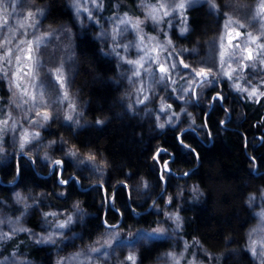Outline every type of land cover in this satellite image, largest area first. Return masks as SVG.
<instances>
[{
  "label": "trees",
  "instance_id": "trees-1",
  "mask_svg": "<svg viewBox=\"0 0 264 264\" xmlns=\"http://www.w3.org/2000/svg\"><path fill=\"white\" fill-rule=\"evenodd\" d=\"M29 1L34 10L44 11L43 22L49 28H65L72 34L75 71L71 88L85 125L76 128L54 117L41 128L40 134L44 141L56 142L52 143L54 149L48 151L54 158L65 160L64 178L70 179L75 174L80 181L60 184L59 175L50 164L32 153L11 150L6 142L3 145L6 151L0 152V212L19 216L22 209L16 194L20 193L34 204L31 215L24 222L25 228L39 232L42 225L57 217H45V212L68 210L66 216L59 218L73 216L75 211L71 206L79 201L83 216L79 215L77 224L69 221L65 232L68 231L70 239L63 245V251L72 253L95 244L102 233L110 230L105 219L119 230L134 232L154 229L166 213L173 210L179 212L183 220L176 235L179 247L188 243L183 264H188L192 254L203 264H256L247 247L250 228L256 221V208L249 205L248 200L251 193L264 195V162L254 172L250 155L264 161V141L260 139L264 137V98L250 100L225 90L224 86L225 100L216 103L209 97L219 90L210 89L202 95L199 105L189 108L191 116L180 122L181 126L157 127L156 135L150 137L146 119L133 116L126 107L120 66L112 57L110 47L100 42L98 25L86 18H77L69 0ZM106 1V11L113 9V0ZM226 1L215 0L219 7L214 12L203 3L186 9L179 28L170 30L169 37L174 44L193 50L214 38L218 30L214 18H222ZM182 27H187V32L181 33ZM162 32L158 39L163 36ZM8 97L6 82L0 79V99ZM174 105L178 110L179 105L176 102ZM97 119L104 123L97 124ZM205 122L212 129L211 135L202 127ZM175 128L186 130L187 142L200 152L199 158L185 155L188 150L177 147ZM62 140L66 143L62 144ZM72 145L78 151L75 158L63 154ZM157 148L168 149L162 153L165 159L170 153H179L175 163H170L173 170L167 174V183L159 181L153 159ZM90 151L96 154V163L100 165H96L100 169L99 176L85 163L81 164ZM104 159L108 161L107 166L101 163ZM184 172L189 175L184 176ZM124 180H127V188L117 183ZM144 180L149 182L148 188L143 187ZM193 185L202 192H192ZM105 187L109 193L112 188L116 189L115 204L106 199ZM181 191L182 196L179 195ZM64 192L67 194L61 195ZM168 196L173 198L172 204L167 202ZM37 200L38 204L34 202ZM153 200L159 207L153 206ZM165 222L171 227L168 220ZM8 225L6 221L0 224V230H9ZM168 244L165 241L146 242L136 251V264H155L158 253ZM4 246L6 254L17 252L31 264H57L56 248L50 243H34L28 232L15 233Z\"/></svg>",
  "mask_w": 264,
  "mask_h": 264
},
{
  "label": "rangeland",
  "instance_id": "rangeland-1",
  "mask_svg": "<svg viewBox=\"0 0 264 264\" xmlns=\"http://www.w3.org/2000/svg\"><path fill=\"white\" fill-rule=\"evenodd\" d=\"M69 2L72 10L76 13L77 18H86L90 22L94 21L93 23L98 25L100 31L98 37L100 42H102L103 46L110 47L112 57L120 66V74L124 90L123 96L125 98L126 107H128V110L133 116L146 119L150 137L156 135L158 131L156 125V113L160 110L162 102L170 103L177 113H181L179 117H173V119H179L180 122H182L185 118L189 117L185 116L182 110L186 109L188 112L190 107H195V105H199L201 103V99L199 102L196 101L194 92H200L202 95H205L206 91L218 88V90L225 96L222 91L225 86V90H230L241 97H246L250 100H259L261 98L259 96L254 98L242 91L245 86L250 88L252 86H258L264 90V85L260 84V81L264 80V63H258V61L264 60V48L259 47L260 43L264 42V35L261 36V40L257 41H251L246 35L249 31L252 32L253 35L264 33V27H262L264 26V15L256 16V18L253 19V15L260 11L258 8L260 0H257L255 3H245L239 0L226 1L222 18H214L218 26V30L214 35V38L204 43V45L200 44L193 48V50L187 49V51H184L185 47L183 46H176L173 41L172 43L175 47H169L166 39V37L170 36L171 29L179 28L178 23L180 20L184 19L183 14H173L170 17H164V21L159 24L154 23L150 18H147L148 10L146 6L150 4H157L158 0H113V9L108 8V11H106L105 8L107 5L106 0H99L100 4L103 5L102 9H98L93 0H80V4L83 5V7H81L79 11H77V8L73 6L74 0H69ZM167 2L171 4L174 3L175 0H167ZM202 3L208 6L210 12H214V10L210 7L211 0H187L186 9L202 5ZM89 10L93 13L92 17L88 16ZM28 11L32 12V17L25 22V17L27 16ZM107 12H109V14H106ZM125 13H128L127 17L124 15ZM0 16H7V24L11 25L14 30H18L15 32L16 39H14L11 44V47L14 49V55H20L19 52L15 51L16 44L20 39L34 41V51L32 54L33 67L27 68L24 64L20 65L24 69L21 73L22 79L19 80L20 88L16 87L17 78L14 73L17 71V67L15 59H13V62L8 65L5 64L4 60H0V68H3L4 71L8 73L7 77H5L3 73H0V79L6 82V89L9 92V97L6 98V100L0 99V119H7V125L3 126L4 131L3 133H0V140L4 142L3 145L8 142V146L11 150L18 149L22 153H32V155L37 156L38 158L41 157L43 162L48 163L53 167L51 159L57 158L50 155L48 150H53L54 145L49 141H44L43 136L40 134L41 128L44 127L46 123L50 122H42L39 118H36L33 122V118H35V114L40 111L41 108L46 107L51 111L53 118L59 117L62 120L67 121L65 117L67 114L71 113L73 115V121L67 122L72 123L76 128L85 125L82 118V110L79 109L77 99H75V95L72 93L71 88L72 74L75 71V66L73 65L74 43L72 40V34L65 28H61L59 30H52L49 28L45 22H43L44 11L43 15H41L36 9L34 10L29 0H0ZM129 17H140V19L144 21V23L140 25L139 31V35L144 37L143 41H141L138 36L134 35V32L130 30V25H127L129 30L125 31L126 25L119 23L120 20L127 21ZM229 17H234L235 19H230ZM97 20L99 23H96ZM169 20L171 22L170 26L165 23ZM236 20H240L242 23L237 24ZM22 23L24 24L23 28L20 27V24ZM114 28L119 29L118 36L112 34V30ZM233 28H238L242 35L236 36L231 43H228L229 37L234 35L231 31ZM102 32L105 33L104 36L100 35ZM160 32L163 33V36L158 39ZM43 33H50V35L45 36L42 35ZM11 35H13V33L9 32L7 27H5L3 30H0V41ZM153 36L157 39L153 40ZM37 37H39V39H37ZM114 41L116 44L121 45V47L116 48L115 51H113ZM132 41L135 42V47H133ZM124 44H127L128 47H123ZM158 44H164L165 47L168 48V52L172 53L171 56H168L167 53L161 50L162 60L165 57H167L168 60L176 59V54L179 53L193 64H200L203 61L208 65H212L213 63L219 65L222 59L224 62V68L220 70L218 79L216 78V75L213 74L212 78L215 80L214 83L192 84L191 81L194 77L184 71L177 74V70L173 69L171 80H168L163 76V74L156 75L158 69L154 59L149 60L148 57H145V66L143 69H137V66L127 64L122 59V57L125 56L129 59H139L140 56L144 55L145 51H150L153 45ZM248 46L255 49L256 60L247 61L249 64L247 71H235L231 80L228 79L223 75V72L227 71L229 65L233 68L237 67L236 61L242 60L246 56L244 49ZM4 51L5 48L3 44H0V54ZM117 52L120 55H116ZM221 52L225 53L223 57L220 56ZM150 55L155 57L156 54L150 53ZM24 61H27L26 56L24 57ZM254 64L256 65L255 67L253 66ZM240 67L242 69V65ZM57 68L61 69L59 75L66 77L67 89H65L64 86H61L56 80L57 73L54 70ZM135 70H139L143 75H133ZM150 73L152 75H150ZM195 79L197 81L200 80L199 77H195ZM234 82L240 83V91L233 86ZM9 84L12 85L11 88L9 87ZM141 86L143 87V90L137 91L141 88ZM21 88L28 89L29 91H35L37 97L36 101H33L31 96L22 93L20 90ZM189 88L191 90H188ZM65 90L69 92V96L67 98L60 99L59 97H63ZM41 92L44 94V100L47 101L46 104L41 100ZM146 95L149 97L148 101L143 104L136 102L138 99H143ZM24 101H27V103H24ZM175 102L179 105L178 110L176 105H174ZM73 103L76 105L75 109L69 107V105ZM17 105H19V107ZM129 106H131V108ZM132 109H135V111ZM8 112H11L10 119L7 118L6 115ZM165 115L167 114L160 116L161 122L164 121ZM76 120L79 121V124L75 123ZM14 123L16 127L13 130L12 125ZM169 126L174 127L173 125ZM178 126H181V124ZM24 129H28L29 133L33 135V140L32 143L27 145L22 151L19 147V140L22 137ZM35 132H39V136H35ZM62 148L63 146H61V149ZM45 153H47L48 157H51V159H46L44 155ZM96 162L97 161L95 160L90 163L88 161H84L83 163H85L84 165H87V168H90L96 175L99 176L100 169L98 167L100 165ZM76 163L79 164L78 161ZM18 202L21 204L20 208L22 209L21 212L24 213L23 215L20 214L17 217H11L0 212V218L4 219L6 223L9 217L13 220V222L19 218L20 222L17 227L25 228L24 222L31 215L30 209L33 208L32 206L34 204L26 201L24 197H22V199ZM25 204L29 205L26 210ZM75 205L76 204L71 206L75 211L72 212V217L74 223L77 224L80 222L79 215L82 217L83 214L81 213L82 209L80 205L79 209H77ZM251 206L256 208V221L250 228L249 233L251 232V229L257 228L261 225V218L258 213L261 209H264V195H256V199ZM172 211L173 210H169L168 212ZM67 213H69L68 210L58 212L55 220L46 219L49 220V223H46V221V224L44 223L45 225H42L41 231L33 232L37 237H39L40 233H44L45 236L56 231L63 233L62 236L53 237L56 241L55 243L42 242L45 244L50 243L56 248V263L58 260H63L64 264H131L126 259L129 252L136 255V251L140 246H145L146 242L154 243L157 241H165L169 244L158 253L155 259L156 261H154L155 264H172L170 258L166 255V253L172 251H175L178 254L183 253V258L180 264H183L185 261V246L179 247V239L176 237L178 233V228L174 226L176 225V221L169 219L166 215L164 216V220L159 221L154 229L164 227L167 229V232L163 234H156L153 239H145L135 245L127 244L123 247L117 246V244L114 243L112 247H108L106 241L109 235L116 232L115 229H110L102 233L96 240L95 244H91L90 246H87V248L84 247L80 248V250L73 251V254L70 251L67 253L63 251L64 243L70 239L69 236L67 237L68 231L65 232L67 227L63 229L58 227L59 221L62 220L59 217L66 216ZM63 219H67V217H64ZM165 220H168L171 227L165 222ZM6 228L9 230L5 232L12 230L11 225L6 226ZM154 229L137 230L134 232L119 230V232L113 236V240L114 242L119 241L121 238L130 240L136 237L139 233H151ZM253 235L256 238H259L261 235H264V233H260L258 231ZM31 237L34 243L37 242L36 239L33 238V235H31ZM5 243H7V241H0V264H12V261L16 257H19L16 264H31L30 261L17 252L6 254V246H4ZM91 248H98L100 251L92 252ZM105 252L106 254H102ZM78 253L80 255H77ZM13 254H15V256H13ZM253 257H255L256 264H260L259 258L257 256ZM197 264H200V261L197 260Z\"/></svg>",
  "mask_w": 264,
  "mask_h": 264
},
{
  "label": "snow or ice",
  "instance_id": "snow-or-ice-1",
  "mask_svg": "<svg viewBox=\"0 0 264 264\" xmlns=\"http://www.w3.org/2000/svg\"><path fill=\"white\" fill-rule=\"evenodd\" d=\"M93 2L96 4L98 9H102L103 5L100 4L99 0H93ZM74 7L77 8V11H79V9L81 7H83V5L80 4V0H74ZM210 7L213 10H216L219 6L215 3V0H211L210 3ZM147 10H148V17L150 18L154 23L159 24L160 22L164 21V17H170L173 14H177V15H182L184 10H186L187 8V0H175L174 3L169 4L167 2V0H158L157 4H150L146 6ZM259 8V12L255 13L253 15V19L256 18V16L259 15H264V0H260V3L258 5ZM171 9V10H170ZM37 11L43 15V10L42 9H37ZM162 13V14H161ZM126 17L128 16V13L124 14ZM88 16L92 17L93 13L89 10L88 11ZM32 17V12L28 11L27 16L25 17V22H27L30 18ZM230 19H235L234 17H229ZM96 23H99V21L97 20ZM120 24H125L126 28L125 31H128L129 29L127 28V25H130L131 28L130 30H132L134 32L135 36H138L139 39L141 41H143L144 37L142 35H139V31H140V25L142 23H144L143 20L140 19V17H135V18H131L129 17L127 19V21L125 20H120L119 21ZM170 26V20L165 22ZM237 24H241L242 21L240 20H236ZM5 27H7L8 31L13 33V35L11 36H7L5 37L2 41H0V44H3L5 51L0 54V60H4L5 64H11L13 62V59H15L16 61V67H17V71L14 73V75L16 76L17 80H16V87L20 88V84H19V80L22 79L21 77V73L23 72V68L20 66L21 64H24L25 67L27 68H32L33 67V51H34V41H28L27 39H20L19 42L16 44V48L15 51L19 52L20 55H14V49L11 47L12 41L14 39H16V35L15 32L18 30H14L11 25L7 24V16H0V30H3ZM20 27L23 28L24 24H20ZM264 27V26H262ZM234 35L229 37V41L228 43H231L232 40L239 35H242V33L240 32V30L238 28H233L231 30ZM181 33H185L187 32V27H182L180 29ZM112 34L118 36L119 35V29L118 28H114L112 30ZM42 35H50V33H43ZM101 36H104L105 33H101ZM246 35L250 38L251 41H257V40H261V36L264 35V33L258 34V35H253L252 32H247ZM37 39H39V37H37ZM153 40H156L157 38L155 36L152 37ZM167 39V44L169 47H175V45L172 43V39L171 37H166ZM133 47H135V42L132 41ZM121 47L120 44H116L115 41L113 42V51H115L116 48ZM123 47L127 48L128 45L124 44ZM260 48H264V42L260 43L259 45ZM161 50H163L165 53H167L168 56H171L172 53L168 52V48L165 47L164 44H158V45H153L150 49V51H145L144 55L140 56L139 59H129L127 56L122 57V59L130 65H134L137 66V69H143L145 66V57H148L149 60L154 59L155 64L157 65V73L156 75H160L163 74L164 77H166L168 80H171L172 78V70L176 69L177 70V74H179L180 72L184 71L187 74L192 75L194 78L191 81L192 84H207V83H214L215 80L212 78L213 74L216 75V78H219V74H220V70H222L224 68V62L221 59L219 65L213 63L212 65H208L206 62H201L200 64H193L190 63L188 60H186L184 58V56L180 55L179 53H177V58L173 59V60H168L167 57H165L163 60L161 59ZM184 51H187V49H185ZM244 52L246 53V56L242 59V60H238L236 61L237 67L233 68L231 65H229L227 71L223 72V75L226 76L228 79L231 80L233 73L235 71H247L249 68V64L247 63V61H255L256 60V56H255V49H253L251 46H248L244 49ZM150 53H155V57H152L150 55ZM225 53L221 52L220 56L223 57ZM116 55H120L118 52L116 53ZM27 57V61H24V57ZM258 63H264V60H260L258 61ZM242 65V69L241 66ZM254 67L256 66L255 64L253 65ZM215 70V73H214ZM57 75H56V80L59 82V84L61 86H64L65 89H67V84H66V77H62L61 75H59V72L61 71V69L57 68L54 70ZM0 73H3V75L5 77L8 76V73L4 71L3 68H0ZM133 75L135 76H142L143 74L139 71V70H135L133 72ZM150 75H152L150 73ZM195 77H199L200 80L197 81L195 79ZM250 84V82H249ZM260 84L264 85V80L260 81ZM11 84H9V87L11 88ZM233 86L240 91L241 90V85L238 82H234ZM22 93L31 96L33 101H36V93L35 91H29L28 89H24L21 88L20 89ZM143 87L141 86L140 89H138L137 91H142ZM188 90H191L190 88ZM242 91H244L245 93H247L249 96L252 97H261L264 98V90H262L260 87L258 86H252L251 88L248 86H245ZM41 96V100L43 101V103H47L46 100H44V94L43 92L40 93ZM69 96V92L67 90H65L63 97H59L60 99L63 98H67ZM194 96L197 102H199V100L201 99L202 93L200 92H194ZM149 97L146 95L144 96L143 99H138L136 102L137 103H145L146 101H148ZM209 99L213 102L216 103H220L222 101L225 100V96L222 94V92L220 91H216L214 96H210ZM15 102V101H13ZM259 102V101H257ZM24 103H27V101H24ZM19 107V105H17ZM69 107H71L72 109L76 108V105L70 104ZM131 108V106H129ZM133 111H135V109H132ZM183 114L185 116H191V113H188L186 109L182 110ZM226 112H230V110L226 109ZM165 115L164 121L161 122L160 121V116L161 115ZM7 118H11V112H8L7 114ZM181 115V113H177L173 106L170 103H166V102H162L160 105V110L156 113V125L158 128L160 129H165L166 127H168L169 125H176L180 123L179 119H173V117H179ZM36 118H39L42 122L44 121H51L53 119L52 113L50 110H48L46 107L41 108L40 111H38L35 114V118H33V122ZM65 119L67 121H73V115L71 113L67 114ZM220 123H226V121H219ZM76 124H79V121L76 120L75 121ZM97 124H103L104 120L102 119H97L96 120ZM7 125V119H0V133H3L4 131V127ZM16 125L15 123L12 125L13 130L15 129ZM189 127L191 128V125H189ZM202 127H204L206 129V132L208 135L212 134V129L211 127H209L207 125V122H205L204 125H202ZM186 131V130H185ZM185 131H182L180 128H175L174 132H175V138L178 142L177 147L178 148H182V149H187L188 152L185 153V155L187 154H191L193 155L195 158H199L200 157V152L197 151V149L191 144L188 143V137L185 135ZM35 136H39V132H35ZM262 141H264V137L260 138ZM33 140V135L29 133L28 129H24L23 133H22V137L19 140V147L20 149L23 151L25 149V147L29 144L32 143ZM50 143H56L55 141H51ZM62 144L66 143V141H61ZM4 142L2 140H0V152H4L6 151V149L3 147ZM76 146L72 145L71 147H69L67 149L66 152H64L63 154L65 156H68L70 158H75L78 154V151L75 150ZM63 151V149H61ZM168 149L167 148H157L154 150L153 152V159L156 162V166L158 169V175H159V181L162 183H167L168 182V178H167V174L172 172V167H170V163L174 164L175 163V158H179V153H170L168 158L165 159L162 156V153L167 152ZM45 158L46 159H51V157H48V154L45 153ZM96 154L94 152H88L86 155H84V160L87 161H95L96 160ZM250 160L253 164V168L252 171H258L259 170V166L262 162L260 158H258L255 155H250ZM52 165L54 170L58 173L59 175V183L62 185H70L71 182L74 180L76 182L80 181V177L76 176L75 174H72L70 179H65L64 178V174L66 172V168H65V160L64 159H51ZM84 161L81 160V163H83ZM102 164H104L105 166H107L108 161L107 159H104L101 161ZM103 169H101L102 171ZM17 174H20V170L19 168L17 169ZM129 176H131V173H128ZM184 176H188L189 172H184L183 173ZM117 183L121 184L122 186L127 188V180L124 181H117ZM139 187V186H138ZM143 187L144 188H148L149 187V182L147 180L143 181ZM129 191V195H131V190L128 189ZM104 195L106 197V199H108L111 203L115 204L116 201V189L112 188L111 193H109L108 191V187H105L103 189ZM192 192L194 193H201L202 189H200L198 186L193 185L192 186ZM67 194V192L61 193V195H65ZM179 195H183L182 191L179 193ZM16 198L17 201H20L22 199L21 194L17 193L16 194ZM26 199V198H24ZM256 199V193H251L249 196V200L248 203L249 205L253 204L254 201ZM35 203H39V201H34ZM167 202L169 204H172L173 202V198L171 196H168V200ZM153 206L155 207H159V205L157 204V202L155 200L152 201ZM29 207V205L25 204V210ZM75 207H77V209H79V201L76 202ZM24 213H21V215H23ZM57 213L55 212H45L44 216L48 217V216H56ZM121 215H123V213H121ZM259 217L261 218V225L258 226L257 228H253L251 229V232L249 233V244L247 245V247L250 249L251 253L253 256H257L260 260V264H264V235H261L259 238L254 237L253 234L257 233L258 231L260 233H264V209H261V211L258 213ZM166 216L169 219H172L174 221H176V227L180 228L183 224V220L182 217L180 216L179 212H167ZM73 217L72 216H68L67 219H62L59 221L58 227L60 229L66 228L68 227L69 221H72ZM19 218H17V220L15 222H13V220L9 217L7 220V223L9 225L12 226V230L8 231V232H4L2 230H0V241H8V240H12L14 238V234L16 232H28L30 235H33V238L36 239L37 243H41V242H51V243H55V239H53L54 236H62L63 233L60 231H56L53 233H50L49 235L45 236L44 233H40L39 237H37L35 235V233L32 232L31 229L29 228H24V227H17V225L19 224ZM5 220L0 218V224H4ZM104 223L107 225V227L109 229H116V232L112 233L111 235H109L106 244L108 247H112L114 243L117 244V246H126L127 244H132L135 245L137 243H139L142 240L145 239H153L155 238L156 234H163L165 232H167V229H165L164 227H158L156 229H154L151 233H139L136 237L130 239V240H125L124 238H121L119 241H115L113 240V236H115L118 232H119V228L117 225L115 224H109L108 220L105 219ZM196 244L199 245V241H196ZM92 252H98L100 251V249L98 248H91ZM184 251L187 252L188 251V243L187 241L185 242V247H184ZM206 251V250H205ZM102 254H106L102 253ZM77 255H80L79 253ZM166 255L170 258L172 264H180L182 258H183V253H176L175 251L172 252H168L166 253ZM208 255H212L211 253H208ZM13 256H15V254H13ZM8 259V258H5ZM74 259V257H73ZM126 259L128 261H131L132 264H136V256L134 253L129 252ZM19 260V257H16L13 261L12 264H16V261ZM57 264H64L63 260H58ZM188 264H197L196 261V256L195 254H192V258L191 260L188 261ZM200 264H203V262L201 261Z\"/></svg>",
  "mask_w": 264,
  "mask_h": 264
}]
</instances>
